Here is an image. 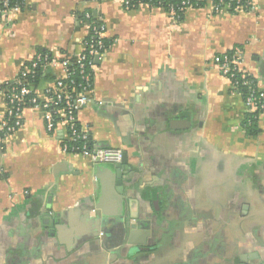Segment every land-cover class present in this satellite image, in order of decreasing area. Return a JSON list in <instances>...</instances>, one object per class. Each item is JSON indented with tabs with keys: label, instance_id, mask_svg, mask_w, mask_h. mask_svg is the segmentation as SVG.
Here are the masks:
<instances>
[{
	"label": "crops",
	"instance_id": "crops-1",
	"mask_svg": "<svg viewBox=\"0 0 264 264\" xmlns=\"http://www.w3.org/2000/svg\"><path fill=\"white\" fill-rule=\"evenodd\" d=\"M94 23L111 44L79 121L124 160L63 150L64 128L26 107L0 143V264L264 261V110L250 135L242 93L213 62L237 48L264 91V0L235 13L208 2L182 21L124 0H27L0 18V120L6 82L41 48L78 56Z\"/></svg>",
	"mask_w": 264,
	"mask_h": 264
},
{
	"label": "built area",
	"instance_id": "built-area-1",
	"mask_svg": "<svg viewBox=\"0 0 264 264\" xmlns=\"http://www.w3.org/2000/svg\"><path fill=\"white\" fill-rule=\"evenodd\" d=\"M230 1L224 3V0H221V4L209 2H212L215 10L219 11L223 8L231 9ZM0 4L2 5L0 18L8 17L12 12H19L22 9L19 5H10V0H0ZM124 5L126 9H132L134 4L132 0H124ZM237 10H244L243 5H239ZM168 13L175 18L174 8H170ZM86 18L90 19V14H86L84 19ZM91 29L92 32L83 42V50L78 56L72 57L52 52L38 53L13 80L6 82L4 94L8 109L6 116L0 120V143L8 133L22 126L24 109L34 107L42 111L48 132L55 133L58 129L64 128L66 136L62 140L63 150L90 156L99 163L119 164L124 160V151L120 148H95L89 130L83 128L79 121L80 110L91 99L97 61L107 50L103 43L106 26L94 23ZM241 57V52L237 48L213 57L214 64L230 79L233 89L238 91L243 86L254 84V80L249 78L250 75L241 68ZM76 64L80 67L81 81L79 83H76L73 77L74 71L71 69V66ZM39 66L44 75L51 74L52 77L42 78L41 81L46 80L36 84L30 77L34 78ZM86 68H89V71ZM57 69H60L62 73L54 74L53 72ZM46 82L43 94L40 95L39 87ZM244 100L247 109L254 112L264 110L263 90L257 88Z\"/></svg>",
	"mask_w": 264,
	"mask_h": 264
},
{
	"label": "trees",
	"instance_id": "trees-1",
	"mask_svg": "<svg viewBox=\"0 0 264 264\" xmlns=\"http://www.w3.org/2000/svg\"><path fill=\"white\" fill-rule=\"evenodd\" d=\"M209 1H212L214 4H221V0H132L133 8H137L142 3H147L151 7H161L167 12L170 11V8L175 9V19L177 21H182L184 19V15L186 11L190 8H203L207 5ZM229 0H224V3L228 2ZM27 0H10V5H19L22 9L26 5ZM231 4V12H238L237 7L239 5H243L244 10H249L252 7L251 0H231L229 2ZM0 4V8H1ZM132 8V9H133ZM217 11V10H216ZM92 38V37H91ZM103 43L105 44L106 49H108L109 45L111 44V40L104 38ZM39 53L46 54L49 53L48 50L41 48ZM71 69L74 71V79L76 83L81 81V74H80V67L78 64L71 66ZM89 71V68H86ZM51 74H43L42 68L39 66L36 69V75L33 79L36 84H38L42 78H51ZM250 79L254 80V84L252 86H243L240 88V91L244 97V99L252 92L257 90V84L255 79L250 76ZM261 110H256L255 112L251 109L247 110L246 113V120L245 126L250 135H256L259 130L257 129L256 119L257 115Z\"/></svg>",
	"mask_w": 264,
	"mask_h": 264
},
{
	"label": "water",
	"instance_id": "water-1",
	"mask_svg": "<svg viewBox=\"0 0 264 264\" xmlns=\"http://www.w3.org/2000/svg\"><path fill=\"white\" fill-rule=\"evenodd\" d=\"M241 264H250V263H248V262L244 261V262H242ZM257 264H264V261H262V262H259V263H257Z\"/></svg>",
	"mask_w": 264,
	"mask_h": 264
}]
</instances>
